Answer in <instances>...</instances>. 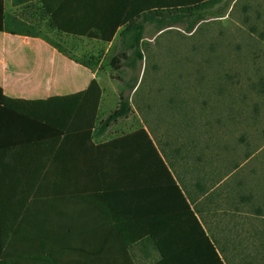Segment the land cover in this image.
<instances>
[{
  "label": "rangeland",
  "instance_id": "rangeland-1",
  "mask_svg": "<svg viewBox=\"0 0 264 264\" xmlns=\"http://www.w3.org/2000/svg\"><path fill=\"white\" fill-rule=\"evenodd\" d=\"M32 5L16 14L40 39L75 62L94 64L105 94L121 91L131 101L132 114L119 122L147 126L166 161L175 172H189L192 184L206 191L218 185L221 191L214 192L220 194L208 197L219 196L221 212L213 214L219 229L209 232L228 231L235 218L248 222L238 223L236 232H264V0H221L190 16L143 21L141 60L125 47L135 30H120L105 45L52 30ZM161 22L173 26L157 32ZM10 41L20 47H9ZM22 41L8 39L6 51H34ZM134 85L132 96H125ZM117 105L118 96L105 95L99 120Z\"/></svg>",
  "mask_w": 264,
  "mask_h": 264
},
{
  "label": "trees",
  "instance_id": "trees-1",
  "mask_svg": "<svg viewBox=\"0 0 264 264\" xmlns=\"http://www.w3.org/2000/svg\"><path fill=\"white\" fill-rule=\"evenodd\" d=\"M220 1L9 0L10 6L25 10L34 2L40 4L41 14L47 16L49 28L68 36L110 43L118 29L123 33L135 30L134 41L125 44V47L133 50L137 60L143 58L138 46L143 38L140 23L163 15L190 16ZM202 19L199 17L190 24L187 32H192ZM171 26L172 23L161 22L157 32ZM3 32L40 36V32L20 15L5 10L4 0H0V34ZM61 53L66 54L62 50ZM80 64L94 68V64L86 61ZM88 84L85 90L71 95L35 101L10 98L3 94L0 87V264H134L129 254L130 247L137 242L133 235L126 233L120 240L74 239L72 227L54 212L57 204L53 179L49 184H44L42 180L39 182L41 172H38V167L54 159L57 151L53 157L51 153H54L59 139L74 135L90 138L131 114L128 98L120 95L117 108L106 119L99 120L102 88L96 80ZM147 134L141 128L122 137L142 138L168 174L164 161ZM172 184L188 212V220L182 229L173 228L168 233L188 234L203 254L196 259L180 250L174 255H166L170 240L154 237V245L161 253L160 260L155 264H187V261H202L203 258L206 264H213L209 255L205 254V247L214 258V263L222 264L185 197L173 181ZM131 223L129 218L124 226L127 231L133 229Z\"/></svg>",
  "mask_w": 264,
  "mask_h": 264
},
{
  "label": "crops",
  "instance_id": "crops-1",
  "mask_svg": "<svg viewBox=\"0 0 264 264\" xmlns=\"http://www.w3.org/2000/svg\"><path fill=\"white\" fill-rule=\"evenodd\" d=\"M10 5L9 0H4L5 10L11 13L19 11L20 7ZM32 6L41 13L40 4L34 2ZM42 17L47 18L46 15ZM15 37L22 39L21 44L34 51H26L22 56L6 51L7 40ZM0 41V87L10 98L35 101L66 96L85 90L92 80L98 81V67L93 69L75 62L39 37L3 32ZM9 43L11 48L20 47L18 43ZM134 91L124 95L131 97ZM105 95L118 96L119 103L121 91L105 94L102 89L99 107ZM128 101L132 114L133 107ZM119 121L102 132L92 133L90 138L74 135L59 139L54 153H51L53 157L57 151L54 159L38 167V172H41L39 182L42 180L49 184L53 179L57 204L54 212L72 227L74 239L120 240L126 233L133 235L137 242L130 247L129 254L134 264H155L160 260L161 253L154 245V237L170 240L166 255H174L180 250L195 259L198 255L200 257L203 250L195 246L188 234L168 233L173 228L182 229L188 220V212L172 186L173 181L199 220L222 264H264V232H249L246 227L242 229L244 231H234L238 223L248 224L247 221L239 222L235 218L231 222L233 228L228 231H208L207 227L219 229L214 227L213 219L214 213L221 212L217 202L219 196L208 197L211 192L221 191L218 185L206 191L196 182L192 184L189 172H175L173 164L166 161L147 126L138 125L135 120L132 123ZM141 128L152 139L171 180L142 138L122 137ZM122 129L126 131L122 132ZM129 218L133 229L127 231L124 226ZM204 249L211 263L215 264L209 250ZM187 264L206 262L204 258L202 261L193 259Z\"/></svg>",
  "mask_w": 264,
  "mask_h": 264
}]
</instances>
